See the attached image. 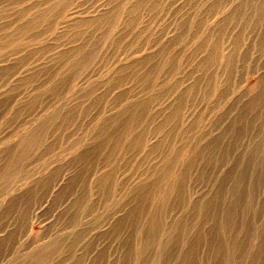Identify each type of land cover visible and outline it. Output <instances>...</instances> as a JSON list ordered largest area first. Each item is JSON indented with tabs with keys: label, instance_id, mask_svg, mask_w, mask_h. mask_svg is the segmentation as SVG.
I'll return each mask as SVG.
<instances>
[{
	"label": "rangeland",
	"instance_id": "rangeland-1",
	"mask_svg": "<svg viewBox=\"0 0 264 264\" xmlns=\"http://www.w3.org/2000/svg\"><path fill=\"white\" fill-rule=\"evenodd\" d=\"M0 264H264V0H0Z\"/></svg>",
	"mask_w": 264,
	"mask_h": 264
}]
</instances>
